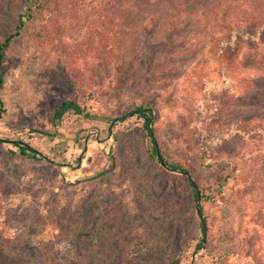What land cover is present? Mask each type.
<instances>
[{
	"label": "rangeland",
	"instance_id": "rangeland-1",
	"mask_svg": "<svg viewBox=\"0 0 264 264\" xmlns=\"http://www.w3.org/2000/svg\"><path fill=\"white\" fill-rule=\"evenodd\" d=\"M27 8L0 0V44ZM263 16L264 0H49L2 66L0 219L15 256L43 264L37 247L53 243L65 264H264V43L234 58L230 98L208 142L213 162L237 170L224 202L207 206L209 249L196 250L190 188L155 164L143 119L52 121L69 97L114 119L123 103L112 90L131 84L154 102L150 128L168 156L185 161L211 195L219 175L201 166L191 122L219 69L212 48L240 21ZM13 141L46 159H25Z\"/></svg>",
	"mask_w": 264,
	"mask_h": 264
},
{
	"label": "trees",
	"instance_id": "trees-1",
	"mask_svg": "<svg viewBox=\"0 0 264 264\" xmlns=\"http://www.w3.org/2000/svg\"><path fill=\"white\" fill-rule=\"evenodd\" d=\"M28 4V8L23 10L18 18V23L15 30L10 33L5 40L0 44V91L3 88L5 82V72L2 70V66L5 61V54L7 50L12 45L13 41L21 37L24 29L29 24H35L38 20L40 12L46 11L49 0H25ZM264 18V16H263ZM42 30L46 31V28L41 26ZM264 43V21L258 24V19L249 21L242 20L237 25H234L226 35L219 38L214 43L212 48V55H214L219 63V69L216 74L214 81H206L204 84L205 98L201 106L197 109L192 120V126L196 128L197 133L200 138V149H201V166L210 169L211 171L218 172L219 181L212 191L211 195H207L204 189L200 186L194 175L190 172V169L185 161L181 159H175L168 156V145L166 141L158 138L154 135V131L150 128L152 120V112L155 109L154 102L150 97L144 96L135 90L131 84H121L113 88L112 93L114 97L123 103V107L120 109V114L114 119L99 115L89 110L87 106L80 103L78 98L69 97L61 102L52 113L53 126L57 127L58 124L64 119L68 114H73L81 117L85 120L91 121H107L109 124H117L116 122H124L126 116L133 114L132 116H138L143 119L142 129L144 133L150 138L153 147V160L155 164L161 167L162 172L166 170H176V171H187L193 178V181L200 190L202 202H201V212L205 223L207 225V238L208 243L207 249L210 248V241L212 234H210V223L209 218L206 215V210L209 202L222 203L226 199L224 194H226L229 189L230 183L235 179L237 170L231 169L225 165H220L217 162L212 161V152L210 150L209 141H212L211 133L213 126L217 123V119L221 116L222 109L225 106L226 101L230 98V93L226 89L228 81L231 77V71L233 66V60L240 53L241 49L248 44ZM264 69V65L260 66ZM264 80V74L259 78ZM256 84H252L255 86ZM251 92L245 91L236 99L237 105L243 104L248 95ZM0 104L2 105L1 97ZM246 106V105H245ZM264 108V105L262 106ZM1 114V110H0ZM254 120V119H253ZM251 121H247L250 124ZM260 130V129H259ZM240 133V130H238ZM46 136L53 138L54 135L48 132H42ZM205 141V144H203ZM207 141V142H206ZM0 143H7L6 141H1ZM12 144L18 148L19 154L25 159L33 160H43L46 159L38 150L34 149L30 144L23 141H13ZM176 178L184 180L188 187L190 188L192 194V200L188 207L190 212L197 214V199L198 193L192 182L187 176L184 175H174ZM138 219L134 221L137 223ZM201 238L196 245V250L203 248L204 246V226L201 220H199ZM99 237H104V232L101 230L97 233ZM13 242L11 235L8 231L2 227V222L0 219V264H29L27 261L18 258L13 252ZM43 264H65L62 257H60L53 243H41L37 247ZM231 252L226 251L221 256H230ZM171 264H179L178 261L173 260Z\"/></svg>",
	"mask_w": 264,
	"mask_h": 264
},
{
	"label": "water",
	"instance_id": "water-1",
	"mask_svg": "<svg viewBox=\"0 0 264 264\" xmlns=\"http://www.w3.org/2000/svg\"><path fill=\"white\" fill-rule=\"evenodd\" d=\"M153 121V118L151 120V123ZM168 171L172 172V173H175V174H179V175H184V176H187L189 178V180L192 182V184L194 185V187L196 188L197 190V193H198V199H197V215L199 217V219L201 220V222L203 223V226H204V246H203V249L205 248V245H206V238H207V225L205 223V220L203 218V215H202V212H201V202H202V197H201V193H200V190L197 188V185L195 184V182L193 181V178L192 176L187 172V171H176V170H171V169H168Z\"/></svg>",
	"mask_w": 264,
	"mask_h": 264
}]
</instances>
